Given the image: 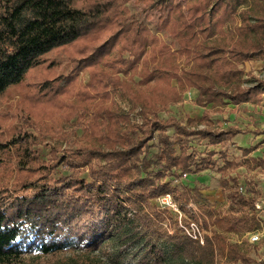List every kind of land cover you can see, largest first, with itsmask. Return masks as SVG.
Returning a JSON list of instances; mask_svg holds the SVG:
<instances>
[{
    "label": "trees",
    "instance_id": "1",
    "mask_svg": "<svg viewBox=\"0 0 264 264\" xmlns=\"http://www.w3.org/2000/svg\"><path fill=\"white\" fill-rule=\"evenodd\" d=\"M131 1L0 0V95L24 88L0 113V264L109 241L117 264H256L246 234L262 223V193L234 173L263 168L264 155L255 145L231 158L234 137L253 131L213 115L263 101L264 77L246 63L264 61V0H135L147 17L160 12L158 32L171 43ZM191 89L200 116H161ZM61 166L69 174L58 176ZM207 170L220 173L229 213L186 182ZM168 193L183 210L204 203L194 217L210 232L204 243L164 228Z\"/></svg>",
    "mask_w": 264,
    "mask_h": 264
},
{
    "label": "rangeland",
    "instance_id": "2",
    "mask_svg": "<svg viewBox=\"0 0 264 264\" xmlns=\"http://www.w3.org/2000/svg\"><path fill=\"white\" fill-rule=\"evenodd\" d=\"M179 2L185 3L186 0H179ZM129 7L133 12H139L140 18L145 19L152 27V29L158 32L157 26L159 23L160 12H150V17H147L148 12L142 10V4L136 3L135 0H132L129 3ZM158 33L163 35L168 43L172 42L171 36L166 35L164 32ZM52 56L54 55L51 54L50 57ZM64 58V55L58 56V59H60L61 61H64ZM89 79L90 76L89 72L87 71L82 73L80 76V81L82 84L87 83ZM193 90L194 89H191L189 92H187L186 97L182 102L171 106L169 113L163 112L161 116L163 118H167L169 115L174 114L182 120H185L188 116H200L203 113L204 109L194 104L195 95ZM23 92L24 88L16 85L8 88L2 95H0V113H6L15 108ZM120 104L125 109H129L130 107L127 101L120 100ZM213 117L220 127H227L229 125L236 124L243 130L253 131L248 133H241L234 137L235 139H237V142H234V144L230 146L231 158H236L239 161L245 160L240 147H252L255 145L258 146V149L254 151L253 155H264V135H257L255 132L257 131V129H264V114L260 115L258 113H253L252 111H246L242 108L236 109L229 106L224 113H215ZM53 143L55 144L56 142L53 141ZM40 147L42 149L43 158L49 159L51 156L50 146L48 144H40ZM69 172L70 171L66 166H61L57 170V175H65L69 174ZM234 174L238 175V178L243 185H247L248 183H250L262 193L258 203L262 208L260 211L262 219L260 228L264 229V167L262 168L254 165L252 167L242 166ZM220 179L221 176L218 171L207 170L195 176H188L186 178V182L190 186H201L204 195L207 197L208 203L213 207V209L220 213H229V199L226 193H224L220 187ZM190 203L191 206L189 205L190 207L188 209L183 210L177 202L179 208L186 214L187 220L194 219V217L196 216V211L198 212L199 209L204 207L203 202L201 204L194 202ZM161 208L167 209L163 207ZM167 210L172 212V218H167L164 221V228L167 229L170 233L181 232L179 225L176 224V220L179 214L174 210ZM228 236L233 241L247 240L246 237H244L245 235L241 234L228 233ZM116 245V241H109L108 244L95 251H88L87 249L83 248L50 256L39 257L37 255L31 254L27 255L23 264H76L78 262L117 264L112 260L111 257V255L115 253ZM247 246L251 249L252 255L256 258V264H264V261H262L264 255V238L258 244L250 245L248 243ZM131 251L132 250L127 252L125 261H134L133 251Z\"/></svg>",
    "mask_w": 264,
    "mask_h": 264
},
{
    "label": "built area",
    "instance_id": "3",
    "mask_svg": "<svg viewBox=\"0 0 264 264\" xmlns=\"http://www.w3.org/2000/svg\"><path fill=\"white\" fill-rule=\"evenodd\" d=\"M241 189L243 190V188ZM159 201L161 207L174 210L179 214L176 224L179 225L182 232L186 233L193 239L201 241V243L205 242L206 235L210 232L204 227L203 221L201 219L187 220L186 214L179 208L176 200L170 193L162 196ZM257 208L262 209L259 203L257 204ZM246 237L251 244H258L264 238V229L258 228L254 231L248 232ZM262 261H264V255Z\"/></svg>",
    "mask_w": 264,
    "mask_h": 264
},
{
    "label": "crops",
    "instance_id": "4",
    "mask_svg": "<svg viewBox=\"0 0 264 264\" xmlns=\"http://www.w3.org/2000/svg\"><path fill=\"white\" fill-rule=\"evenodd\" d=\"M246 67H247L248 71L253 72L255 75L260 76V77H264V61L252 60V61H249L246 63ZM193 91H194V95L196 97L197 90L194 89ZM230 106L232 108H236L235 106H232V105H230ZM236 109H238V108H236ZM249 111H252L253 113H260V115H263L264 114V98H263V101H262L260 106H258L257 108H253V110H249ZM233 141L237 142V139L234 138Z\"/></svg>",
    "mask_w": 264,
    "mask_h": 264
}]
</instances>
